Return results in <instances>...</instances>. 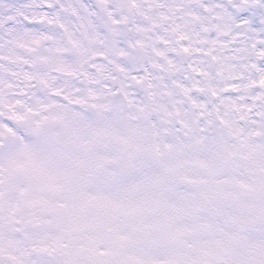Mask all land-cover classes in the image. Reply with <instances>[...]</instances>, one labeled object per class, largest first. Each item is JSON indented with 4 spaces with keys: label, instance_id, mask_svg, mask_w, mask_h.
Here are the masks:
<instances>
[{
    "label": "snow or ice",
    "instance_id": "1",
    "mask_svg": "<svg viewBox=\"0 0 264 264\" xmlns=\"http://www.w3.org/2000/svg\"><path fill=\"white\" fill-rule=\"evenodd\" d=\"M0 264H264V0H0Z\"/></svg>",
    "mask_w": 264,
    "mask_h": 264
},
{
    "label": "clouds",
    "instance_id": "2",
    "mask_svg": "<svg viewBox=\"0 0 264 264\" xmlns=\"http://www.w3.org/2000/svg\"><path fill=\"white\" fill-rule=\"evenodd\" d=\"M115 27V26H114ZM137 35H134L133 41L137 38ZM142 38V37H141ZM100 47H104V55L109 56L111 60L113 61L112 64H105L103 65L102 71L97 72L94 74L95 78L97 79H103L105 75H110L114 69H115V62L119 61L121 59L120 57V49L114 44V43H107L106 45H94L92 46L91 50L88 52V58L91 59L94 54H96L99 51ZM132 51L136 52H141L144 53L145 55H149V51L147 48H138V47H133L131 48ZM81 62V57L76 56V65H79ZM123 75V74H121Z\"/></svg>",
    "mask_w": 264,
    "mask_h": 264
}]
</instances>
